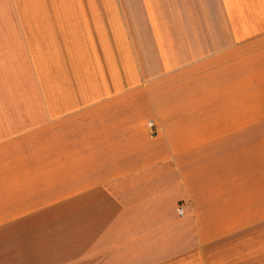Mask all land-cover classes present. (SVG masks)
Masks as SVG:
<instances>
[{
  "label": "crops",
  "instance_id": "1",
  "mask_svg": "<svg viewBox=\"0 0 264 264\" xmlns=\"http://www.w3.org/2000/svg\"><path fill=\"white\" fill-rule=\"evenodd\" d=\"M0 264H264V0H0Z\"/></svg>",
  "mask_w": 264,
  "mask_h": 264
},
{
  "label": "built area",
  "instance_id": "2",
  "mask_svg": "<svg viewBox=\"0 0 264 264\" xmlns=\"http://www.w3.org/2000/svg\"><path fill=\"white\" fill-rule=\"evenodd\" d=\"M149 129H151L152 134L154 133L153 124L150 122L148 124ZM179 213L182 215V211L180 210Z\"/></svg>",
  "mask_w": 264,
  "mask_h": 264
},
{
  "label": "rangeland",
  "instance_id": "3",
  "mask_svg": "<svg viewBox=\"0 0 264 264\" xmlns=\"http://www.w3.org/2000/svg\"><path fill=\"white\" fill-rule=\"evenodd\" d=\"M179 215H181L180 213H178ZM182 215H183V211H182Z\"/></svg>",
  "mask_w": 264,
  "mask_h": 264
}]
</instances>
